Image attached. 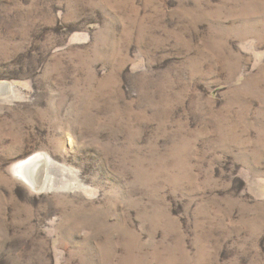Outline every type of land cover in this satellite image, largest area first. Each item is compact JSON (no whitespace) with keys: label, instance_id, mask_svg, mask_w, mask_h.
<instances>
[{"label":"rangeland","instance_id":"374dc122","mask_svg":"<svg viewBox=\"0 0 264 264\" xmlns=\"http://www.w3.org/2000/svg\"><path fill=\"white\" fill-rule=\"evenodd\" d=\"M0 87V264H264V0H0Z\"/></svg>","mask_w":264,"mask_h":264},{"label":"bare ground","instance_id":"6f19581e","mask_svg":"<svg viewBox=\"0 0 264 264\" xmlns=\"http://www.w3.org/2000/svg\"><path fill=\"white\" fill-rule=\"evenodd\" d=\"M1 89L2 87H0V91ZM49 169H51L50 164L43 157L39 156L28 159L19 167V171L22 174L21 178L32 186H39L47 176Z\"/></svg>","mask_w":264,"mask_h":264}]
</instances>
